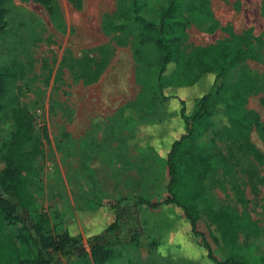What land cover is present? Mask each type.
<instances>
[{"label": "rangeland", "instance_id": "1", "mask_svg": "<svg viewBox=\"0 0 264 264\" xmlns=\"http://www.w3.org/2000/svg\"><path fill=\"white\" fill-rule=\"evenodd\" d=\"M54 1V16L32 0H6L1 6L0 67L10 66L14 75L7 78L0 97V145L12 128L11 109H27L33 130L23 148L33 151V159L25 191L34 207H17L16 218L0 216V264L33 258L35 248L26 230L31 232L40 221L51 237L76 230L81 238L80 248L66 256L55 254L50 264H93L86 236L101 230L110 217L111 202L132 197L158 201L167 194L163 160L136 141L144 137L147 123L158 121L162 108L160 101L153 110L141 106L146 90H155L154 50L135 33L105 34L101 29L105 14L129 7L132 0H79V7L69 0ZM137 1L141 14L152 19L163 3ZM208 7L216 27L196 21L178 31L184 51L229 34L244 37L249 54L227 79L233 80L239 70L253 79L246 107L264 121V0H208ZM104 52L107 64L96 81L75 77L83 54ZM222 105L220 100L214 106L215 123L224 121ZM249 140L261 160L242 157L232 177L217 170L204 186L215 205L230 204L257 227L255 233L237 231L231 252L250 264H264V143L253 132ZM98 207L103 211L100 217L87 215ZM118 212V228L106 239L116 238L142 263L206 264L202 236L219 259L228 253L214 224L203 215L196 221L201 236L189 231L181 210L173 205L149 208L125 200Z\"/></svg>", "mask_w": 264, "mask_h": 264}, {"label": "trees", "instance_id": "2", "mask_svg": "<svg viewBox=\"0 0 264 264\" xmlns=\"http://www.w3.org/2000/svg\"><path fill=\"white\" fill-rule=\"evenodd\" d=\"M5 1L0 0V13ZM32 1L46 6L48 13L54 16V0ZM69 2L79 7V0ZM196 21L208 22L209 29L216 27L208 0H163L153 19L142 15L141 4L132 0L129 7L105 14L102 18L101 29L105 34L135 33L141 43L149 44L154 50L155 90H146L141 106L153 110L160 101L162 108L158 112V121L145 125V138L136 141L138 146L152 149L163 160L167 194L158 201L132 197L111 202L110 217L103 221L101 230L86 236L93 264H153L137 260L116 238L106 239L118 228V206L125 200H133L149 208L176 206L181 210L187 228L194 234H199L196 221L203 215L214 224L221 246L228 250L227 255L219 259L208 241L199 234L206 264H250L231 250L237 231L247 229L255 233L256 225L230 204L215 205L204 186V180L217 170L232 177L242 157L249 156L256 161L262 158L249 140L253 132L264 143V121L254 110L246 107V98L254 89V81L242 70L233 80L227 79L228 72L248 56L249 50L244 37L229 34L216 43L184 51L177 32ZM106 64L105 52L96 56L83 54L77 61L75 77L87 83L94 82ZM13 75L10 66L0 67V97L7 78ZM166 88L167 94L164 92ZM220 100L224 121L215 123L214 106ZM10 113L12 128L7 142L0 145V160L3 162L0 170V216L4 218L18 217L17 207L23 210L34 207L33 197L25 191V175L30 170L33 151L23 148L31 139L33 117L24 107H14ZM233 188L238 192L235 185ZM102 213V207L87 211L88 216L94 217H100ZM71 226L75 228L73 223ZM26 233L35 251L33 258L21 264H50L55 254L66 256L81 246L76 230L72 231L73 234L64 231L57 237H51L42 221L35 223L32 231L26 230Z\"/></svg>", "mask_w": 264, "mask_h": 264}]
</instances>
